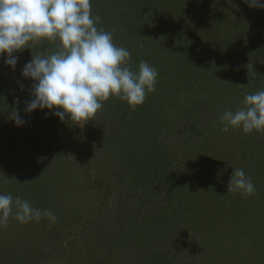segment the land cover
<instances>
[{"label":"rangeland","instance_id":"obj_1","mask_svg":"<svg viewBox=\"0 0 264 264\" xmlns=\"http://www.w3.org/2000/svg\"><path fill=\"white\" fill-rule=\"evenodd\" d=\"M98 1L104 7L100 4L97 9L95 2ZM141 1L139 0L140 6L136 9L131 8L133 4L127 2L116 6L117 2L111 3V0H92L91 6L99 15L107 12L105 16H101L105 20L102 29L111 31L113 36H116L114 43L119 45L118 47H125L128 44L130 54L153 51L152 55L160 60L162 66L158 72L155 89H160L163 83H166V92L167 85L168 89L174 86L185 90L192 84L197 88V91L194 89L193 93L187 92L185 95L187 98L190 96L195 98L198 95L194 102L197 106L193 112L195 115L199 111L197 112L200 115L199 119L190 120L188 126L186 124L184 127L186 121L183 115L176 116L173 120H166L172 116L173 111L168 109L170 111L168 114L164 108L162 117L166 120L167 128L164 133L151 141L161 144L162 148L170 151L169 168H172L176 174L175 181L178 179L187 181L186 171L188 176L195 174L196 180L198 179L194 185L198 188V192L191 193L190 204L186 210L188 221L178 227L175 226V230L168 228L169 232L166 231V226L168 227L172 222L168 220L165 224V220L170 219L176 212L171 214L173 213L171 208L175 207L181 198L189 200V195L186 193L187 195L181 197L184 190L182 188L179 191L175 182L168 189H161L164 191L161 193L158 185L163 172H158L157 159L147 158L144 152L131 154L125 149L128 142L129 145H133L134 138H129L127 132L120 133V126H124V120L118 127L119 121L113 122L102 108L103 110L99 111L92 121L85 125L81 123L79 126H74L67 120L62 123L58 117L50 113L46 115L47 110H36L32 113L24 111L33 82L24 79L21 71L31 60L32 55L46 54L54 47V44L49 45L48 41L41 42L32 49L26 48L14 53L18 57L15 70L6 66L4 57H0V193L11 194L14 198L20 196L34 208L49 209L57 217L55 223H51L46 218L41 219L40 225L38 222L21 224L10 218L6 227H0V243H3L1 239H5V246L14 243L15 234L12 232L15 229L26 238L27 234L35 238L40 234L39 231L43 233L44 225L51 227L61 224L57 225L59 237L55 241L41 238L38 245H31L38 253L35 254L40 256L34 257L40 264H86L91 256L93 259L98 257V262L95 264H119L122 259L123 264H145V256L154 252L169 254L165 262H161L162 264H230L229 262L235 257V261L239 263L244 255L241 252L242 247L236 251L234 246L236 243L263 240L258 235L254 240L250 236L258 233L253 231L259 221L264 223V130L246 134L242 129L230 128L225 133L222 131L223 125L220 121L218 124L212 123V119L206 125L215 127V134L203 130L202 125V127L198 126L199 120L206 122L209 119L208 112L213 117H219L225 111H234L243 106L246 94L255 92L244 90V85L249 81H245L244 85L232 82L226 87L210 91L212 96H209L206 90H203V93L199 91V86H205L209 82L195 85L200 81H191L188 84L190 70L183 73L180 80L174 77L173 73L166 74L172 63L171 57L178 46L176 44L182 41L184 43L186 35L190 33L196 35L193 31L197 27L189 19L187 20V0H181V11L175 10L173 15L171 9L164 12L159 8L158 14L154 13L155 10L144 12V9H154L155 4L161 0ZM105 2H108L107 7ZM130 2L133 3L132 0ZM222 3H225L226 7L232 3L235 8L234 15L240 20L244 17L251 20L250 7L246 6L247 12L243 8L246 3L242 0L228 2L224 0ZM196 7L198 12L203 13L201 5ZM227 12L230 14L232 11ZM260 14L263 12L260 11ZM253 17L256 19L255 14ZM161 20L172 24L171 31H175L180 25L181 34L175 31L168 42L163 38L156 42L154 37L159 35L157 32L155 34L152 32L158 30ZM260 22L261 20L258 19L257 24ZM254 24L247 22L246 26L242 25L244 29H239V25L216 28L204 32L200 39L206 40L208 35L220 37L226 33L235 37L238 32L243 37L250 32ZM262 27L264 28V25ZM188 44L190 45L189 42ZM189 45L185 44V48ZM217 47L215 49L219 50ZM138 59L136 61L130 59L129 63L133 69L138 66ZM235 59L238 60L239 57ZM195 78L191 77V80ZM158 83L162 85L159 86ZM156 91L158 90L154 93ZM152 94L153 92L146 96L151 97ZM199 95H203L201 104ZM13 110H18L21 118L26 121L23 126L17 127L11 120ZM203 115L205 117L201 119ZM202 134H209L205 143L201 142ZM143 138L145 136L136 140L140 143L141 150L145 142L147 143ZM193 143H196L195 147ZM195 149L199 150V153L195 152L197 155L194 153ZM181 167L187 170L179 171ZM236 167L243 168L251 177L256 189L253 195L245 197L237 192L228 193L232 168ZM149 186L153 187L152 194H148ZM154 188L159 191L158 194ZM184 188L185 190L188 188L185 183ZM164 195L165 200L162 199ZM195 197L199 198L200 202L192 204ZM219 211L230 216L225 218L226 214H224L221 217ZM154 213L160 214L162 219L160 227L165 229L162 235L165 237L163 241L161 239L157 241L152 233L151 227L159 222L158 216L156 215V218L153 216ZM205 213L210 226L204 225L210 233L198 235L201 226L195 225L197 228L195 231L190 226V222L198 221L199 216ZM238 216L243 219L241 223L238 222ZM179 219L181 220V217ZM223 220L229 222L223 223ZM236 222L240 226H237ZM118 225L125 226L124 230L134 225L137 227L135 231L128 230L124 233L123 238L120 236L119 232L122 230H119ZM36 226L40 228L37 229ZM60 226L63 228L61 229ZM184 227L187 230L186 234ZM218 227H222V230L219 231ZM237 228L239 232H233V229ZM4 234L5 236L1 237ZM182 236L185 238L180 239ZM135 239L138 242H133ZM83 241L87 243L81 245ZM28 245L30 247L29 241ZM82 248L87 250L85 255L80 253ZM3 256L0 253V264L7 262V259L2 258Z\"/></svg>","mask_w":264,"mask_h":264},{"label":"clouds","instance_id":"obj_2","mask_svg":"<svg viewBox=\"0 0 264 264\" xmlns=\"http://www.w3.org/2000/svg\"><path fill=\"white\" fill-rule=\"evenodd\" d=\"M249 7L264 8V0H242ZM99 16L92 14L91 0H0V57L15 70L14 53L48 41L46 54L32 55L21 71L33 82L24 111H45L74 126L92 121L102 110V101L119 98L135 110L148 93L155 91L158 70L147 61L133 69L131 54L113 42V33L98 28ZM243 87V86H241ZM23 91V85H21ZM17 127L26 121L18 110L11 112ZM222 131L242 129L246 134L264 130V90L246 94L243 106L220 117ZM228 193L247 197L255 185L243 168H232ZM10 218L21 224L57 217L49 209L34 208L20 196L0 193V227Z\"/></svg>","mask_w":264,"mask_h":264},{"label":"trees","instance_id":"obj_3","mask_svg":"<svg viewBox=\"0 0 264 264\" xmlns=\"http://www.w3.org/2000/svg\"><path fill=\"white\" fill-rule=\"evenodd\" d=\"M104 1H108V0H104ZM132 1L133 3H131L130 0H111V3L117 2L116 6H118L119 4H123L124 2L125 3L127 2L128 4H133L131 5L133 6L131 8H135V9L136 7L138 8L140 6L139 0H132ZM216 1L217 2H215V0H194V1L187 0L188 2L187 3V8H188L187 15L188 16L187 15H184V16H187V20L189 19V21H191L192 24L194 23V25L197 27V29L193 31V33L196 35H192L190 33L186 35L187 38L184 41V43L180 39V42L181 41L182 42L176 44L178 46H176L177 47L175 48L176 51L173 54V57H171L172 63L169 69L166 70V74L173 73V76L176 77L178 80H180L182 77L181 75H183V73H185L186 71L190 70V74L188 75V84L191 81H200L198 83H195V85L196 84L203 85L209 82L205 86L204 85L199 86L200 88L199 91L203 93V90H206V94L209 96H212L210 91H214V90H217L218 88L226 87L232 82H238L240 83V85H244L245 81H249L248 84L244 85L243 87L244 90H246V92L247 91L257 92L260 90H264V76H263V73H264V28L262 27L264 25V8L250 7L249 11L252 15L250 17L251 20L249 21L245 17L242 20H240V18L234 15L235 8L232 5V3H230L226 7L225 3H222L224 0H220V1L216 0ZM226 1L228 2L229 0H226ZM180 2L182 3L181 0H161L160 2L155 4L154 9H144V12L145 11L150 12L151 10L153 11L155 10L154 13L158 14V11L160 9H163L164 12L171 9L172 10L171 14L173 15L175 13V10L181 11L182 5ZM95 4L97 5L96 8L98 9V6L101 4V2L98 1V2H95ZM198 5H201L203 7L202 8L203 13H200V11L198 12V8L196 7ZM105 6L106 7L108 6V2H105ZM246 6L247 4H244L243 8L248 12V8ZM101 7H104V6L101 4ZM217 9H219V11H217ZM227 11H232V12L229 14ZM260 11L263 12V14H260ZM92 14L100 17L97 27L102 28L103 27L102 24L105 23V20L101 18V16H105L107 12L105 13L103 12L104 15H101V14L99 15L98 13L92 10ZM254 14L256 16V19L255 17H253ZM189 16L191 18H189ZM170 18L171 16H169L168 19ZM258 19L261 20L259 24H257ZM241 21L243 22V24ZM247 22H250L251 25L254 23L255 24L252 29L248 27L250 29V32L247 33L243 37H241L242 35H240L238 32L237 36L235 37H233L230 33L222 34L223 36H220V37H215L213 35L210 36L207 34L208 37L206 40L200 39V36H202L204 32L206 31L210 32L216 28H226L224 26L233 27V26L239 25L238 26L239 29H244L243 26H246ZM228 23L231 25H229ZM204 26H206L205 29L207 30L204 29ZM258 26H260L259 27L260 29L258 28ZM212 27H215V28H212ZM181 28L182 27L178 25L175 30L176 33L181 34L180 32ZM157 29H156L157 31L154 30L152 32L154 34L157 32V34L161 36V37L159 36L154 37V40L156 42H159V40L162 38L165 39L166 42H168L172 38V35L175 33V31H171L173 29L172 24L170 22L167 23L163 20L160 21ZM185 33H188V32H185ZM113 42H116V36H113ZM188 42L190 43V45L188 44ZM42 43H45V41H43ZM48 44L53 45L50 42ZM185 44L189 45V47L185 48ZM216 46H218L217 48H219V50L215 49ZM212 47L213 49H211ZM125 48L128 49V44L125 46ZM152 53L153 51H150V52L142 51V53L135 52L131 54V59L136 61L139 58L138 62L142 60L147 61L150 65L155 67L158 70V72H160L161 70L160 68L162 66L161 62L160 60L156 59V57L152 55ZM237 56L239 57L238 60L235 59ZM191 77H196V78L194 80H191ZM163 84L165 85L166 83H163ZM158 85L160 86L162 84L158 83ZM164 85L160 89L156 88L155 90H158V91H156L155 93L153 92L151 97L146 96L144 103L141 106H137L135 110L131 109L126 102H123L119 98L111 97V96L109 97L107 101H102V104L106 103L103 109L106 111L107 116L111 117V120L113 122L119 121L118 122L119 124H117L118 127L122 124L124 120V126L122 127L120 126V133L127 132L129 138L130 137L134 138L133 145L132 146L129 145V142H128L125 146V149L131 154L144 152L147 155V158L157 159L156 166L158 167V172L160 171L163 172L162 179L159 180L160 183L158 185L160 190L168 189V187L175 182L174 184L177 186V189L179 191H181L182 188H183L182 190H184V192L181 194V197L187 194L189 195V198H190L189 200H183L181 198L177 202L178 204L175 207L171 208L173 210V213L171 214H174L175 211L176 212L174 215H172L170 219L165 220V224H167L166 221L168 220L172 222L171 224L168 225V227L166 226V231L169 232L168 228H170V230H175V226L178 227V225L184 224L186 221H188L186 210L188 208V205L190 204L191 193L198 192L197 191L198 188L194 187L195 182H197L198 179L196 180L195 174L188 176L187 175L188 173L186 171L187 169H183L181 167L179 171L180 170L186 171L187 181H184L182 179H178L177 181H175L176 179L174 177L176 176V174L173 172L172 168H169L170 158L168 156L170 155L169 154L170 151H167V149L162 148L161 144L158 145L157 143H152L151 141L159 134L164 133L165 129L167 128L166 120H169V119L173 120L176 116L180 117L181 115H183V117H185L184 120L186 121L185 124H183V126L186 127V124L188 126L190 120L196 121L197 119H199L200 115L197 114V112L199 111H197L195 115L193 112L197 106V105H194V102H196L198 95L195 98H192L191 96L187 98L185 95L187 94V92L193 93L194 89L197 91V88L194 87V84L187 86L188 91H186L187 87L186 88L184 87L185 90L183 88L181 89L180 87H174V86L168 89V85H167V90H168L167 92L165 89L166 85L165 86ZM241 89L242 88H240V91ZM199 98H200L199 103L201 104L203 100V95H199ZM148 106H151V107L154 106L155 109L148 107ZM164 108L168 112V114L170 113V111H173L172 116L170 118H167L166 120L165 118L162 117V111L164 110ZM211 111L213 112V110ZM208 113H209L208 115L209 119H207L206 122H202L201 120H199L198 126L200 127L203 126L204 127L203 130H207L209 133L215 134V131H214L215 127H210L206 124L211 119H212V123L215 122L218 124V122L220 121V117L222 115H220L219 117H216V116L213 117L211 116L210 112ZM204 117L205 115H203V118L201 119H204ZM143 136H145V138L143 139H145L148 144L145 142V146L142 147L143 150H141V145L140 143H137L136 140H139V138H142ZM202 136H203V139L201 142L205 143L207 139L209 138V134L208 135L202 134ZM196 143H193V147H195L194 144ZM195 152L199 153V150L195 149L194 153ZM195 154H194V157H195ZM210 175H212V173H210ZM207 176L208 175L206 174V177ZM213 177H215V175ZM209 182L211 183V180H209ZM184 183H185V186L188 187L186 190L184 188ZM152 191H153V187L149 186L148 194L150 193L152 194ZM154 191L156 193L159 192L158 190H156V188H154ZM166 191L167 190H165V192ZM162 192L164 191L161 190V193ZM166 193H168V191ZM162 199L165 200V195ZM195 199L192 201V204H196L200 202L199 198L195 197ZM165 203L167 204L166 201ZM178 207H181V208H178ZM173 208H176V209H173ZM212 210L213 209H211V211ZM218 213L220 214L221 217H223L224 214H226L225 218L230 216L228 213H223V211H219ZM156 215L158 216L157 221L159 222L155 223V225L151 227V229L153 230V232L152 231L151 232L154 233V237L157 241L160 239L161 241H163L165 237L162 235L164 234L165 229L164 227H160L161 226L160 224L162 221L160 214L158 213L153 214L155 218H156ZM202 215L199 216L198 221L195 220L193 223L190 222L191 224L190 226H192V228L195 231L197 229L196 226H201V229L199 230L201 232H199L198 235H200L201 233H206L207 235L210 233V230L206 229V226L204 224H206L207 226H210V225H209V222L207 221V214L205 213ZM180 217H181V220L179 219ZM248 218L249 216H247V219ZM254 218H252V220H255ZM237 219L239 223H241L243 220L239 216L237 217ZM228 222H229L228 220H223V223H228ZM238 222H236V224L237 226H240ZM38 224L40 225V222H38ZM57 225L59 226L61 224H57ZM57 225H54L51 227L44 225L43 233L39 231L40 234L36 236L35 238L29 236V234L26 235L27 236L26 238L25 236H22V233L19 230L15 229L12 232L15 234V237L13 239L14 243H10V245L5 246V239H1V242L3 243L2 244L0 243V253L1 255H4L2 257L3 259H7V262L2 263V264H40V262L37 261V259L36 260L34 259V257L38 258L40 256L36 255L38 253H36V250L32 249L31 245L33 244L38 245L39 244L38 241L41 238H43V240H46V241H49L51 239L55 241L59 237ZM136 227L137 225H134V227H129L126 230H124L125 226L118 225L119 230L120 231L122 230L121 232H119L120 236L123 237V234L128 232V230L135 231ZM39 228L40 227H37V229ZM62 228L63 227H61V229ZM159 228H161L162 231ZM221 228L222 227L220 228L218 227L219 231L222 230ZM185 229L186 228L184 227L183 230L186 234L187 230ZM214 229L216 230V227ZM52 230H55V231L52 232ZM256 231L258 233H255L251 235L250 237L254 240L256 235H258V237H262L263 240H261L260 242L259 241L255 242L256 241L255 240L251 242L242 241V242L236 243L234 245L236 248V251L237 249L242 247L241 252L244 253V255L241 258L239 263L235 261L236 259L235 257V259L233 260L234 262L233 261L229 262L230 264H264V223L263 221L262 222L259 221V224L254 228L253 232H256ZM233 232H239L238 228L235 230L233 229ZM50 234L52 236L51 238H50ZM2 236H5V234L1 235V237ZM46 237H48L49 239H47ZM183 238H185V236H182L180 239H183ZM187 238L191 239L193 237H187ZM26 239L30 242V247ZM135 240L133 242H138V240L136 241ZM253 242H255V248L252 247ZM86 243L87 241H83L81 245L82 244L85 245ZM83 248H85V246H83ZM83 248L80 249V253L81 254L83 253L85 255L87 250L85 251ZM142 248H145V247L142 246ZM167 254L160 253V252L159 253L154 252V254H148L147 256H145V264H162L161 262L163 261L165 262ZM136 261L140 262L141 260H136ZM97 262H98V257H95L93 259V257L91 256V258H89L86 261V264H95ZM123 263H124L123 259L119 261V264H123Z\"/></svg>","mask_w":264,"mask_h":264}]
</instances>
